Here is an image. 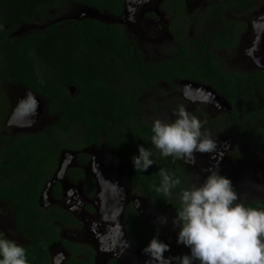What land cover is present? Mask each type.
<instances>
[{"label": "trees", "instance_id": "trees-1", "mask_svg": "<svg viewBox=\"0 0 264 264\" xmlns=\"http://www.w3.org/2000/svg\"><path fill=\"white\" fill-rule=\"evenodd\" d=\"M259 1L264 0H219L211 6V22L214 25L220 21L227 9H242L249 2ZM69 3L118 13L123 0H0V43H5L0 48V200L14 208L15 228L29 242L23 246L29 264H52L50 248L60 240L69 251L63 264H95L96 251L62 239L56 225V221H62L77 226L80 221L66 210L56 206L45 209L39 203L63 149L79 152L92 144L101 147L125 164L134 191L149 196L160 212L177 214L181 191L190 188L187 176L179 159L164 157L152 144V123L140 113V98L159 81L188 78L211 85L232 105L225 126L236 119L238 131L247 142L264 141V122H253L256 112L257 118L264 121V70L250 78L238 72L225 74L213 61L206 44L197 51L188 48L184 38L188 27L184 24H173L177 49L171 58L161 61L145 60L122 27L97 18L71 19L63 28L49 26L18 41L3 30L6 24L15 27L22 22L49 19L51 9ZM165 8L176 18H185L184 0H175L169 7L166 3ZM236 25L232 21L223 24L221 35L219 32L222 41L228 42L236 35ZM5 81L22 85L30 94L47 100L46 115L56 117L55 123L38 132L1 133L11 108L3 87ZM157 107L161 109L163 105ZM238 115L243 118L238 119ZM140 145L152 153L154 161L146 172H137L132 162ZM87 159V154H78L80 163ZM161 168L181 180L169 197L153 187L161 183ZM108 171L115 173L116 165L110 164ZM67 175L75 182L84 179L88 193L94 192L95 180L86 177L81 168H71ZM61 188L56 182L52 195L59 197ZM242 203L264 209V200ZM125 220L140 250L156 236L170 246L166 251L169 257L188 254L159 226L142 217L133 204L127 205ZM0 235L4 237L1 232Z\"/></svg>", "mask_w": 264, "mask_h": 264}, {"label": "flooded vegetation", "instance_id": "flooded-vegetation-1", "mask_svg": "<svg viewBox=\"0 0 264 264\" xmlns=\"http://www.w3.org/2000/svg\"><path fill=\"white\" fill-rule=\"evenodd\" d=\"M129 1L134 2V0H123L121 10L118 13L110 12V11H99L96 8L94 9L97 12H100L99 20L105 23L118 24L120 27L123 28V30L125 28V25H123V23L120 22H124L125 24H127L126 28H128L129 31L132 29V31L136 34V36L135 37L130 36L131 37L130 38L128 35H126V37L131 41L132 44L135 43L133 40H136L137 43L135 44L137 45V47L134 44L133 45L136 49H138L142 53L143 58L145 60H151V59H146L144 57V49H141L138 46L142 47L148 41L147 48H151L152 45L155 46L153 49L157 51L156 46L160 42V36L163 39L166 38L168 40L170 39L172 40L168 46L173 49L172 51H170L171 55L173 56L174 50L177 49V42L171 31L173 29L172 26L173 24H177V23L184 24L186 27L188 26V21L186 17L184 19L180 17L176 18L173 15V13L170 11V9L165 8L166 3L168 4L169 7L170 3L174 2L175 0H135L136 5L138 7H141L140 10L137 8V6H134V8L130 9L129 6L127 5V2ZM189 1L191 0H184V11L186 14H187V10H186L187 2ZM215 2H219V0H209V5H208V0H206L203 5L208 7V16L206 22L212 27H216V31L214 33L213 41H212L213 47L210 49L207 42V38L209 37H207L206 34L203 32V34H197L195 40H188L187 37H184L185 40L188 42L187 44L188 48L191 51L192 50L197 51L200 49V46L202 44H206L207 50L211 51V53L213 54V61L227 75H232L233 72H238L250 78L258 71L264 70V41L260 42V40L258 39L261 26L264 23V4H262L264 3V1L249 2L247 6L242 9H237V10L232 8L227 9L222 12L220 16L221 18L220 21L216 22L213 25L211 22V18H212L211 6ZM64 5L65 4H62V6ZM258 5H260V7L256 12L257 13L256 16L252 17L250 21H246V19L242 17L243 14H247L250 10L255 9ZM53 10L55 9H51V11ZM130 10L132 15L129 16V19H127L126 15L128 14V12H130ZM74 11H77V9H75ZM136 11L137 13H135ZM3 13L4 11H2L1 14ZM140 14H142L143 16L142 19H138V15ZM115 18H118L119 21L114 22ZM196 18L197 16L192 17V21H190V23L192 24L191 27H194V25L197 24ZM70 20L71 18L67 19L66 17L58 18L55 21H51L47 24L40 25V29L37 30L36 32L41 31L44 28L53 25H57L59 28H63ZM230 21L237 23L236 35L232 37L230 41L224 42L221 40L219 36V32L221 35V29L223 27V24L226 22L228 23ZM35 24H36V20L30 22H22L15 27H13L12 24H6L3 27L4 28L3 30L8 32L9 38L18 41L31 33H35L29 31L31 28L36 27L37 24L36 25ZM142 25L147 29V31L149 32L153 31L155 36L153 37L150 34H148ZM2 38L3 37H0V41ZM194 42H196L197 47L195 49H192L191 44H194ZM1 43L5 44L4 41ZM1 43H0V48H1ZM243 45L245 46V49L242 51ZM220 53L224 54L225 59H227V62H229L231 65L237 68H231L230 65H226L227 67H223L224 64L223 62H225V59L220 58ZM171 57H168L166 59H169ZM157 61H161V60H157ZM182 80L194 81L188 78H184V79H172L170 82L159 81L157 83L156 85L157 90L159 89L158 87L160 85L169 86L172 91L170 92V96L171 95L174 96V99L171 100L170 104L168 105L167 103H165L163 105V108H167V107L169 108L170 106L174 107V105H181L179 103L182 102H186L188 105L194 106L195 113L197 114L196 117L202 122L201 131L206 135H209L210 133V135L215 139L216 149L214 152H210L211 156L213 157L214 165H219V162L220 164L227 163L231 173L235 177L238 176L245 185H248V187H250L253 190L256 196L255 199L253 200H264V146H263L264 141L262 143H257L256 140L253 141L249 140L248 143L250 144V148L240 149L242 148V146L239 148V145L241 144L240 140L243 139L245 142L246 140L242 137V135L238 131L237 128L238 120L233 119L227 127L225 126L224 123V121L228 119L226 115L231 114L232 108L231 110L227 109L222 104L208 102V100L200 99L199 97L194 95L186 96L185 91L183 90L184 89L183 85L181 84ZM20 86L23 87L25 91H27V89L24 86L22 85ZM22 97L23 96L19 97L18 100L21 99ZM14 100H15V104L18 101L17 98L12 100L11 109L7 115L6 120L3 122V127H2L3 129L1 133L7 135H13V134L16 135L18 133L21 134V132H26V133L38 132L45 130L48 125L55 123L56 117L46 115L47 112V102H46L44 111H42L40 116L31 124H24V125L8 124V117L12 111L13 106L15 105L13 104ZM204 113L210 115H205ZM253 117H254L253 122L255 121L257 124H263L264 121H262L260 118H257V112L254 113ZM242 118L243 117L241 115H238V119H242ZM206 122L207 125H205ZM212 132L217 133V135H214V133L211 134ZM224 133H228V134L224 135ZM244 146L245 144L243 145V147ZM96 147L99 146L92 144L82 148L83 150H86L89 153L87 154L88 155L87 161L84 163H80L78 161L77 163H75V161H73L75 166L74 167H72V165L68 166V169L66 170L65 173L64 181L63 182L57 181L60 182L62 186L61 194L59 197L53 196L52 198V200L56 204L64 207L65 209H68V207L65 206L66 205L64 203L65 201H62L61 199L66 193H70V189L74 188L75 184L81 183L86 186V182L84 179L78 180L77 182L73 181L67 175V172L71 168H76V167L81 168L84 171L86 177L90 176L95 180V189L92 194L88 193L87 188L85 191L82 189L83 193H81V195L84 196V199H85V195L88 196L90 202L87 200V198L86 201L87 204L89 203L90 204L87 206L88 208L86 211L82 209L84 211L83 213H79L76 211H73V213H71L72 215L74 214L73 216L78 221H80L79 225L69 226L62 221H56V224L61 223V225L69 228H79L85 224L87 225V221L91 220L89 222H91L93 230L96 229V231H93V236L83 237L79 233L71 235L69 233V230L68 229L66 230L63 227V230H61L62 232L59 231L61 238L70 240L79 245L91 246L96 251V255L94 258L95 264H156L155 261L150 260V257L147 254H145L144 251L138 248L136 240L127 230V224L125 220V210L128 204H132L130 195L127 193L126 196H124L125 192L123 190V193L120 192L119 194V200H121L120 202H113L109 204L104 203L103 197L101 195V190L97 186V180L102 175L101 169L96 168V165L105 163L108 159V156H110V154L109 153L103 154L101 152H98L96 150ZM219 149H220V156L216 154L219 151ZM81 151H79V153ZM61 152L57 159L58 164H59V158ZM76 152L77 154H79L78 151ZM250 152H254V154L249 155ZM215 154L216 156H218L217 160L214 156ZM251 156L254 158L252 159ZM180 164L187 176L189 185L191 187L193 185V181L191 180L192 177L188 174L185 166H183L182 163ZM115 165H116L115 174H117L119 172V167L117 164ZM228 168L227 166H225L223 170L225 171ZM238 168H240L239 172H238ZM102 173L106 174L104 170ZM106 175L111 177L114 176L112 175V173L108 171ZM55 184L56 182L48 180L44 185V188L39 198V203L45 209L50 208L49 206L50 202L46 200V194L48 193L49 189L50 192L53 193V188ZM0 201H6V200H0ZM54 206L55 205L51 207ZM133 206L135 207V205ZM74 209L76 208L75 207L71 208V210ZM13 223L15 227L14 212H13ZM15 231L19 236V238L25 240L26 243L24 245L29 243L27 239L23 238L18 233L16 228ZM0 232L4 235V232H2L1 230ZM55 245H59L61 247V249L56 253H55ZM50 252L52 257V264H55V257H58V259H60V261L62 260L63 262L64 259H67V257L69 256V251L63 246L62 240L54 244L50 248ZM101 253L103 254V258L99 259ZM166 256L167 258L169 257L168 253H166ZM56 263H59V261H56ZM172 264L175 263L172 262Z\"/></svg>", "mask_w": 264, "mask_h": 264}, {"label": "clouds", "instance_id": "clouds-1", "mask_svg": "<svg viewBox=\"0 0 264 264\" xmlns=\"http://www.w3.org/2000/svg\"><path fill=\"white\" fill-rule=\"evenodd\" d=\"M41 99L44 111L48 101ZM175 115L176 119L171 122L156 118L152 123L151 142L161 155L193 163L195 153L215 151V141L201 131L202 122L197 117L183 107ZM138 152L132 157L134 169L146 172L154 164L150 158L152 153L143 145L138 146ZM159 176L161 183L158 187L153 185L155 191L165 197L171 196L172 190L180 185V178L163 168L159 170ZM122 185V193L124 190L126 196L129 192ZM239 200L240 195L231 179L212 171L203 183L181 191V207L173 218L174 226H179L177 243L188 247L190 255L165 258L164 253L170 251V246L156 236L143 249L144 253L156 264H172L174 260L177 264H193L194 261L199 264H264V209L246 206ZM0 264H29L26 249L0 235Z\"/></svg>", "mask_w": 264, "mask_h": 264}, {"label": "rangeland", "instance_id": "rangeland-1", "mask_svg": "<svg viewBox=\"0 0 264 264\" xmlns=\"http://www.w3.org/2000/svg\"><path fill=\"white\" fill-rule=\"evenodd\" d=\"M204 1L201 0H191L189 2H187V14H186V18L188 21V28H187V33H186V37L188 40H195L197 34H203V32L206 34L207 37V42H208V46L210 47V49L213 47L212 46V41H213V36L214 33L216 31V27H212L211 25H209L206 21H207V16H208V7L207 6H203L204 5ZM198 4V5H197ZM264 4V3H262ZM77 4H73V3H69L64 5V7L61 5L59 8L53 10L50 12V18L46 19V20H39L36 21V27L31 28L29 31L30 32H36L37 30L40 29V25L42 24H47L51 21H55L58 18H62V17H66L67 19H77L75 17H81V16H86V15H82V13H84V10L86 7L84 6H76ZM127 5L129 6L130 9L134 8V6H137L134 2H127ZM208 5H209V0H208ZM260 5H258L255 9L250 10L247 14H243V18L246 19V21H250L252 19V17L256 16V12L258 11ZM137 8L140 10L141 7ZM75 9H77V11H74ZM146 11V10H145ZM72 13V15H71ZM100 15V12H97ZM137 13V11L135 12ZM131 10L130 12H128L127 19H129V16H131ZM197 16L196 21L197 24L194 25V27H191L192 24L190 23V21H192V17ZM142 14L138 15V19H142ZM49 20V21H47ZM119 21L118 18L114 19V22ZM123 23V25H125V35H128L129 37H135L136 34L132 31V29L129 31L128 28H126V25L124 22H120ZM143 26V25H142ZM144 27V26H143ZM145 31L150 34L151 36H155V34L152 32L147 31V29L144 27ZM130 37V38H131ZM135 43L136 40H133ZM171 39L168 40L166 38H162L160 36V42L159 44L156 46V50L159 51H155L153 48L155 46L151 45V48H147L148 46V41L147 43L139 48L144 49V57L146 59H151L149 61L152 60H163L166 59L168 57H171V53L170 51H172L173 49L171 47H169L168 45L171 43ZM133 43L136 47L137 45ZM197 47L196 42H194V44H191V48L195 49ZM245 49V46L243 45L242 47V51ZM220 58L221 59H225L224 54L220 53ZM223 67H227L226 65H230L231 68H237L233 65H231L229 62H227V59H225V62H223ZM3 87L6 90V92H8L9 95V101L10 104L12 102L13 99L18 100L19 97L21 96H27L28 97V93L25 92V89L23 87H21L20 85H14L11 84L7 81H5L3 83ZM159 89L157 90V87L153 88L152 90H150L148 93L144 94L141 98H140V105H141V109H140V113L143 115V117L146 119V121L153 123L154 119L159 118L163 121L166 122H171L174 119H176V115L175 113L178 111V109L180 107H183L190 115L193 116H197V114L195 113V108L194 106H190L188 105L186 102H182L179 103L181 105H174V107H167V108H161L159 109L157 107L158 104H162L164 105L165 103H167L168 105L170 104L171 100L174 99V96H170V92L171 88L169 86L166 85H160L158 87ZM15 104V100L13 101ZM11 109V108H10ZM205 115H210L207 113H204ZM48 116V115H47ZM210 118V117H209ZM81 128H78L77 130H75V135H79ZM216 132V131H215ZM214 132H212L211 134H213ZM228 134V133H224ZM74 135V136H75ZM214 135H217V133H214ZM209 138H211L213 141H215V139L210 135H207ZM241 144L239 145V148L242 146V148H250V144L246 141H244L243 139L240 140ZM245 144V146L243 147V145ZM96 150L98 152H101L103 154H107L106 151H104L103 149L96 147ZM86 154H89L87 151H84ZM72 154V153H71ZM220 156V149L219 151L216 153ZM216 154L214 155L216 160L218 159V156H216ZM254 154V152H250L249 155ZM63 156V154L61 155ZM60 156V158H61ZM69 156H64L63 158L67 159ZM114 160H113V159ZM251 158L253 159L254 157L251 156ZM202 159V160H200ZM77 163L78 161V155H76L75 153H73L71 155V159L70 162L73 163L72 167H74V162ZM79 162V161H78ZM109 163H117V160L112 157L111 155L108 156V159L105 163H102L100 165H96V168H100L101 172H104L107 174V166ZM180 163H182L183 166H185L188 174L192 177L191 180L193 181V184L199 185L201 183H203L204 179L207 177V175H209L212 171H216L221 175H224L226 177H228L229 179H231L232 184L234 189L238 192V194L240 195V200L238 202H244L247 200H253L255 199V194L253 192V190L248 187V185H245L241 179L237 176L235 177L231 171L228 168L227 163L224 164H220L219 165H214L213 163V157L211 156V153H195V160L193 163H185V161L180 160ZM227 166V170H223L225 168V166ZM121 169L123 171V173L116 176V174L114 175L115 180H119L122 184H124L126 186V189L128 190V194L130 195L131 198V203L133 205H135L137 211L139 212V214L141 216H143L145 219L150 220L154 223H156L157 226H159L166 234H168L170 237H172L175 241H177V237H178V232H179V226H174L173 224V218L176 216V214L173 211H167V212H160L158 211V209H156V207L154 206L152 200L150 197L141 194L138 191H134V189L132 188V177L130 175V173L127 171V169L125 168L124 165H121ZM58 166L55 170V172L53 173L50 181H53L54 177L56 178V182L59 181L57 178V172L59 170ZM240 168H238V172H239ZM94 172V171H93ZM95 173V172H94ZM104 174V173H103ZM94 176V174H93ZM113 177V178H114ZM87 188V185L85 186L84 184H75L74 188L70 189V193H66L63 198L61 199L62 201H65L64 203L66 204L65 206L68 207V209H65L64 207L56 204L52 198L53 195L51 194L52 192H50V189L48 190V193L46 194V200L50 202V207L55 205L58 207H61L64 210L69 211L70 213H73V211L79 212V213H83L84 211L82 209H84L85 211L87 210V206L90 204H87L86 198L87 200L90 202V200L88 199V196L85 195V199L84 196L81 195V193H83V190L85 191ZM83 189V190H82ZM82 190V191H81ZM256 193V192H255ZM52 195V197H51ZM64 205V204H62ZM75 207L76 209L71 210V208ZM90 210V209H89ZM13 212H14V208L12 207V205L7 202V201H0V230L2 232H4V235L7 239L12 240L14 242H16L17 244L20 245H24L26 242L24 239L19 238V236L17 235L16 231H15V227H14V223H13ZM76 214V213H75ZM74 215V214H73ZM81 220V219H80ZM84 220V219H83ZM82 221V220H81ZM91 221V220H89ZM87 221V225H83L79 228H69L66 226L61 225V223H57V227L59 229V231L63 230V227L67 230H69V233L71 235H74L76 233H79L80 235H82L83 237L85 236H93V231H96V229L93 230L92 224L91 222ZM94 222V221H93ZM62 232V231H61ZM180 244V243H179ZM180 246L184 249V251H186L189 255H190V249L188 247H186L183 244H180ZM61 249V247L59 245H55V253L58 252ZM165 258H167L166 253H164ZM103 258V254H100L99 259ZM193 264H198V261H194Z\"/></svg>", "mask_w": 264, "mask_h": 264}, {"label": "water", "instance_id": "water-1", "mask_svg": "<svg viewBox=\"0 0 264 264\" xmlns=\"http://www.w3.org/2000/svg\"><path fill=\"white\" fill-rule=\"evenodd\" d=\"M82 15H86V16H81V17H75L77 19H82V18H87V17H91V18H98L100 17V15L97 13V11L92 8V7H86L84 10V13H82ZM264 23L261 26L260 29V34L258 36V39L260 40V42L264 41ZM183 85V90L185 91V95L189 96L195 93H199L200 92H206L207 95H209V100L208 102H214L217 104H222L224 105L227 109L232 108V105L230 104V102L223 97L222 95H220V93H218L211 85L209 84H205V83H200V82H196V81H190V80H182ZM74 88H71V91H73ZM200 99H205V95L204 94H200L198 96ZM43 100L40 97L37 96H23L21 99H19L16 104L13 106L12 111L8 117V124H20V125H24V124H31L32 122H34L42 113L43 111ZM86 150L82 149V152H84ZM73 153H75L76 155L77 152L71 149H63L61 152V155L63 154V156H61V158H59V170L57 172V178L59 181H64L65 179V173L66 170L68 169L69 165H73V163L70 162L71 159V155ZM64 156H69L67 159L63 158ZM119 165V174L120 171L121 173H123L122 169H121V164L119 162H117ZM123 165V164H122ZM101 176L98 178L97 180V186L98 188L101 190V195L103 197L104 203L105 204H109V203H113V202H120L121 200H119V194L120 192H122V183L119 180L114 181V179H112L110 176L103 174L101 172ZM118 174V175H119ZM53 182H56V178L54 177ZM119 200V201H118ZM177 242V241H176ZM179 244V243H178ZM180 245V244H179ZM56 261H59V263H56ZM62 260L60 261V259H58V257H55V264H61Z\"/></svg>", "mask_w": 264, "mask_h": 264}, {"label": "bare ground", "instance_id": "bare-ground-1", "mask_svg": "<svg viewBox=\"0 0 264 264\" xmlns=\"http://www.w3.org/2000/svg\"><path fill=\"white\" fill-rule=\"evenodd\" d=\"M200 94H204V95H205V99H206V100H209V98H210V97H209V95H207V93H206V92H200ZM200 94H199V93H195V94H192V95H194V96H197V97H198Z\"/></svg>", "mask_w": 264, "mask_h": 264}]
</instances>
